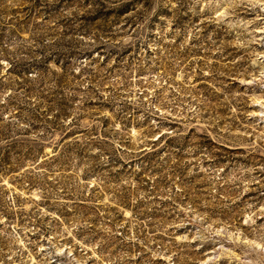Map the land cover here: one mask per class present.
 <instances>
[{
    "label": "rangeland",
    "instance_id": "374dc122",
    "mask_svg": "<svg viewBox=\"0 0 264 264\" xmlns=\"http://www.w3.org/2000/svg\"><path fill=\"white\" fill-rule=\"evenodd\" d=\"M0 264H264V0H0Z\"/></svg>",
    "mask_w": 264,
    "mask_h": 264
}]
</instances>
